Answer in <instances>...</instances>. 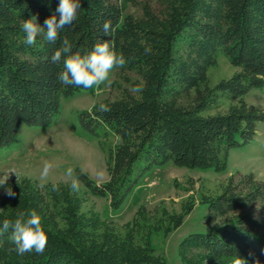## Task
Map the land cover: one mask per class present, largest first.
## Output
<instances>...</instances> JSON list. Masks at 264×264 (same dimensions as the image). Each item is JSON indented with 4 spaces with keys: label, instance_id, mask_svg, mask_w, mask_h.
<instances>
[{
    "label": "trees",
    "instance_id": "16d2710c",
    "mask_svg": "<svg viewBox=\"0 0 264 264\" xmlns=\"http://www.w3.org/2000/svg\"><path fill=\"white\" fill-rule=\"evenodd\" d=\"M55 1L0 0L4 13L0 16V38L6 22L20 25L19 22L35 17L43 26L45 19L55 13L57 6L51 4ZM150 1L159 6L157 16L150 14L152 5L147 2L142 7L150 14L147 21L127 18L121 23L131 0H80L76 20L60 31L55 43L38 35L35 45L30 47L24 43L19 28H14L15 37L3 36L0 43V146L11 144L21 124H50L59 111L61 97L84 90L58 81L66 57L62 56L59 64L52 63L51 57L65 37L73 52L79 43L86 47L85 53L95 44L109 41L113 50L122 53L127 61L119 72L128 71L143 78V91L138 92L142 105L132 108L127 98L110 103L107 110L95 109L92 114H84L81 120L85 131L119 141L115 160L111 150L108 154L111 183L99 186L81 177L93 195L110 198L114 211L120 209L145 173L154 167L173 163L224 170L221 162L216 161L222 159L220 155L248 144L256 125L264 121L257 113L232 122L210 124L199 118L193 120L196 112L182 110L176 103L181 94L204 78L209 65L221 55L241 66L244 73L231 84L219 86L217 91H230L237 96L250 89H264V52L262 57L256 52L258 42L264 40H257L252 46L253 37L250 31L247 33L254 26L264 31V0ZM105 22L111 24L107 35L100 28ZM9 39L12 44L7 46ZM15 52L17 57L26 56L37 72L31 73L25 61L19 60L21 57L17 60L13 56ZM40 86L44 91L37 92ZM14 193L12 201L16 204L4 208L8 212L5 217L14 220L21 212L35 210L48 242L42 255L11 253L7 258L10 261L5 262L4 258L0 264H164L153 260V237L165 236L182 221L177 224V219L165 212L160 213L165 218L158 219L142 210L132 224L117 229L96 216L82 214L71 187L53 190L52 185L41 189L20 186ZM236 201L232 197L210 200L208 207L223 214L237 208L240 204ZM8 235L0 236L1 249L7 247L1 243ZM191 235L187 241L193 247L235 257L243 253L249 259L264 261V210L259 217L234 214L228 224Z\"/></svg>",
    "mask_w": 264,
    "mask_h": 264
},
{
    "label": "rangeland",
    "instance_id": "374dc122",
    "mask_svg": "<svg viewBox=\"0 0 264 264\" xmlns=\"http://www.w3.org/2000/svg\"><path fill=\"white\" fill-rule=\"evenodd\" d=\"M147 2L152 5L150 14L157 16L159 6L155 1L131 0L123 13V19L128 18L130 21L141 18L147 21L150 14L142 9ZM51 4L58 6L59 0ZM3 15L0 9V16ZM22 23L23 21L19 22L20 25H15L14 22H6L1 38L15 37L17 31L14 28L21 29ZM244 25L246 26L245 23ZM100 28L103 30L102 26ZM252 28L254 30H247V33L250 31L253 37L250 39L253 46L259 40H264V31L259 30L258 26ZM1 38L0 43L3 42ZM5 43L9 46L12 41L9 39ZM258 43L256 52L262 57L264 43ZM76 46L81 54L87 50L83 44ZM13 56L17 60L21 57L19 60L25 61L31 73L37 72L36 67L25 59L26 56L17 57V53ZM243 73L241 66L234 65L226 56L221 55L215 63L209 65L204 78L181 94L176 103L182 110L196 112L193 113V120L199 118L210 124L218 121L232 122L235 118H247L257 113L264 117V89H250L245 95L237 96L230 91H217L219 86L231 84ZM142 79L134 73L119 72L116 69L112 73L113 83L110 87L79 90L72 96L61 97L59 111L50 124H21L11 144L0 146V173L14 169L19 175L17 183L16 174L10 172L7 186L13 192L20 186L41 189L56 184L58 187H71V179L65 176L66 170L71 168L74 178L79 181V190L73 191L79 199L80 212L84 215L96 216L117 229L132 224L142 210L158 219L165 218L162 215L165 212L172 219H177V224L182 219L181 224L170 233L153 237L155 261L164 264H235L239 257L246 259L247 264H254L256 260L259 264H264L263 260L249 259L243 253L235 257L208 252L193 247L187 241L191 234L213 231L219 225L228 224L234 214L259 217L264 210V121L256 125L255 135L248 144L233 148L226 155H220L223 160L216 161L221 162L224 170L199 169L173 163L154 167L145 173L140 184L117 211L112 210L109 197L95 196L85 185L82 176L99 186L112 182L108 154L111 150L112 160H115L119 141L112 136L103 139L85 131L81 124L84 114H92L95 109L101 111L102 106L108 108L110 103L125 101L127 98L132 102L130 107H139L142 105L138 101L139 93L132 92L131 89L138 84L142 86ZM40 87L36 89L37 92L44 91ZM45 161H50L54 167L47 182H42L40 172ZM228 197L236 199L235 203L240 205L223 214H216L208 207L210 200ZM10 204L16 202L5 194L4 188H0V225L7 219L5 216L8 212L4 208ZM3 240L4 243L1 244L7 247L1 249L0 246V260L5 258V262H9L7 258L11 253L7 248L14 245L8 237Z\"/></svg>",
    "mask_w": 264,
    "mask_h": 264
},
{
    "label": "clouds",
    "instance_id": "9594fccd",
    "mask_svg": "<svg viewBox=\"0 0 264 264\" xmlns=\"http://www.w3.org/2000/svg\"><path fill=\"white\" fill-rule=\"evenodd\" d=\"M80 6V0H59L55 13L45 19L43 26L37 23L35 17L24 20L21 26L24 33V43L30 47L35 45L38 35H43L44 40L48 43H55L60 31L76 20ZM57 14L59 19H57ZM120 22L123 23V17L120 18ZM110 29V22H105L103 31L106 35L110 33ZM145 52H150V49H145ZM62 56L66 58L64 59L63 70L58 75L59 83L86 90H100L110 87L113 83L112 73L127 63L124 55L114 51L109 41L99 42L94 45L91 51L81 54L79 51L73 52L71 43L65 37L61 47L52 55V63L59 64ZM131 91L141 92L143 88L136 86ZM102 108L107 110L105 106ZM53 167L54 165L50 161L44 162L40 172L42 182H47ZM10 172L16 174L17 183H19L17 172L14 169H9L0 173V188H4L8 197H14L15 193L10 186H7ZM65 176L71 179L72 189L74 191L79 190V181L74 178L71 168L66 170ZM52 189L58 190V185L53 184ZM5 234H9L8 239L14 245V247L7 249L9 253L15 252L18 256H24L34 252L37 255H42L46 250L48 236L42 225L41 217L35 210H29L26 213L21 212L14 220L5 219L0 225V236ZM235 264H247V260L237 257ZM254 264H259V261H254Z\"/></svg>",
    "mask_w": 264,
    "mask_h": 264
}]
</instances>
